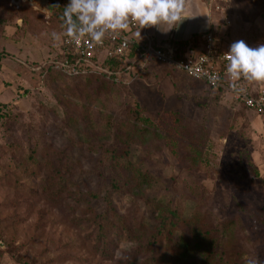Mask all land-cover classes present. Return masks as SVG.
Wrapping results in <instances>:
<instances>
[{"label":"rangeland","instance_id":"374dc122","mask_svg":"<svg viewBox=\"0 0 264 264\" xmlns=\"http://www.w3.org/2000/svg\"><path fill=\"white\" fill-rule=\"evenodd\" d=\"M15 1L17 5L0 0V264H117L133 250L135 244L123 240L106 259L93 250L83 229L71 223L67 207L46 201L37 180L15 187L3 174L14 172L36 141L57 150L69 147L78 165L76 192L83 204L103 212L104 197L113 191L110 170L101 163L103 150L120 146L115 124L137 100L158 126L172 120L170 111H175L187 131L192 128L199 135L205 130L207 159L194 168L185 151L175 153L164 137L150 133L146 145L133 143L130 157L158 181L134 188V194L115 193V206L152 225L157 215L153 200L171 201L184 218L205 219L222 235L220 252L238 254L242 264H264V115L232 104L229 94L216 98L203 81L156 61L158 65L136 75L122 76L127 87L111 83L105 90L96 81L84 86L83 78L41 73L39 68L54 62L59 52L61 39L52 34H62L64 27L54 6L64 3ZM223 5L214 27L223 49L238 40L251 47L264 44V0H224ZM45 8L47 15L41 11ZM91 142L95 150L89 148ZM227 219L235 220L230 249L223 225Z\"/></svg>","mask_w":264,"mask_h":264},{"label":"trees","instance_id":"16d2710c","mask_svg":"<svg viewBox=\"0 0 264 264\" xmlns=\"http://www.w3.org/2000/svg\"><path fill=\"white\" fill-rule=\"evenodd\" d=\"M60 1L64 3V6H57L63 25L64 7L69 3V0ZM212 33L216 36L220 35L219 31L213 30ZM63 39L62 35L55 60L61 58L60 50ZM221 39L223 41V37ZM186 44L187 42L180 44L178 51L181 52ZM102 57L96 60L97 64L100 63L99 68L85 65L86 68L79 75L71 76L64 73L57 66L55 60L42 65L39 69L41 73H54L57 77L83 78L86 80L83 83L84 86L87 84L90 86L96 81L99 90H105L103 87L111 83L127 87L126 84L129 82L125 83L121 77L126 74L136 75L142 70L141 68L133 70V66H131V59L135 57L133 52H129L123 60ZM103 60L104 62H102ZM138 61L135 59V63H140ZM257 86H262V84ZM75 88L70 87L69 91L76 97L79 96V93ZM210 89L215 92L214 97L216 98H223L227 95L221 89ZM231 103L238 105L232 99ZM239 107L247 109L242 104H239ZM170 114L172 120H167L158 126L144 114V107L137 100L127 116L117 120L114 137L120 146H106L103 150L105 157L101 159V163L110 170L109 182L113 190L106 193L104 197L106 207L101 213H98L91 205L83 204L81 195L75 190L74 177L78 173V165L73 159L69 147L57 150L51 148L44 140L36 141L35 145L28 147V150L22 155L15 171L6 172L3 177L15 187H19L21 181L24 180H37L38 190H41L40 194L46 201L58 207H67L71 223L83 229L85 234L91 238L89 242L93 250L106 259L113 257V248H116L121 241H132L135 244L133 250L126 252L117 264H242L240 260H237L238 254L233 255L228 252V249L219 251L218 247L223 237L216 234L218 232L207 220L204 219L200 223L197 220L184 218L171 201L153 200L157 215L151 225L145 219L136 216L135 212L128 216L122 213L112 200L113 195L117 192L134 194V188L142 189L158 181L152 172L141 168L130 157L133 143L140 142L146 145L150 133L160 138L164 137L165 143L175 153L179 154L180 149L185 151L194 168H199L205 163L204 161L207 159L205 145L208 139L205 130L202 129L201 134L197 135L190 128V136H187L188 127L178 116V113L170 111ZM162 126H166V128H162ZM169 129L176 136L168 133ZM89 148L95 150L92 142L89 143ZM69 198L73 200L69 201ZM86 214L89 215L88 218L82 220V216ZM84 222L88 223V228L83 226ZM223 225L229 235L230 249L235 241L234 234L230 232L235 225V220L227 219ZM223 252L228 254V257ZM24 264H29V262L26 261Z\"/></svg>","mask_w":264,"mask_h":264},{"label":"clouds","instance_id":"9594fccd","mask_svg":"<svg viewBox=\"0 0 264 264\" xmlns=\"http://www.w3.org/2000/svg\"><path fill=\"white\" fill-rule=\"evenodd\" d=\"M191 6L192 0H69L62 16L64 31L52 35L58 41L63 35L76 45L85 39L103 45L107 38L119 37L132 26L139 29L138 35L141 29L151 27L167 33L194 17L189 15ZM47 10L41 9L46 15ZM223 56L225 74L234 89L244 90L237 87L241 80L264 84V44L251 47L238 40Z\"/></svg>","mask_w":264,"mask_h":264},{"label":"built area","instance_id":"2783aa9c","mask_svg":"<svg viewBox=\"0 0 264 264\" xmlns=\"http://www.w3.org/2000/svg\"><path fill=\"white\" fill-rule=\"evenodd\" d=\"M17 5V1L11 0ZM20 2V0H18ZM210 8L215 11L223 10L224 0H207ZM136 26L116 38H107L103 45H96L90 40H82L79 45L69 43L64 36L61 47V58L55 60L57 66L68 75H79L86 67L99 68L100 63L96 60L102 54L105 58L123 60L129 52H133L139 60L141 66L147 65L151 61L177 68L185 72L189 77L206 83L215 90L221 89L231 96V99L238 104H242L247 109L257 113H264V84L257 86L241 80L237 87L243 91L234 89L226 76L227 61L223 54L225 50L220 45V39L211 31L202 34L204 40V50L197 55H186L178 51V47L170 44L163 45L154 43L145 34L142 42L134 40L130 36V31ZM104 62V60L102 61Z\"/></svg>","mask_w":264,"mask_h":264},{"label":"crops","instance_id":"0c3cea01","mask_svg":"<svg viewBox=\"0 0 264 264\" xmlns=\"http://www.w3.org/2000/svg\"><path fill=\"white\" fill-rule=\"evenodd\" d=\"M216 12L218 11L210 8L207 0H192L189 15L194 17L186 18L181 24H179L178 27L173 28L167 33L159 31L156 27L143 28L140 30V35L137 34L139 29L135 28L130 31V36L134 40L142 42L145 38V34H147L154 43L163 45L170 44L175 48L180 44L187 42L181 53L186 55H197L204 50V40L202 38V34L207 31L212 32L215 30L214 27L217 25V17L215 15ZM217 38L219 39V37ZM135 59L137 60L136 55L134 59H131V66H133V70L136 69V67H134L135 65L137 66L136 70L139 68L144 70L145 68H150L153 65H158L155 64V61H151L147 65L141 66L140 63H135ZM258 84L259 83H256V85Z\"/></svg>","mask_w":264,"mask_h":264}]
</instances>
